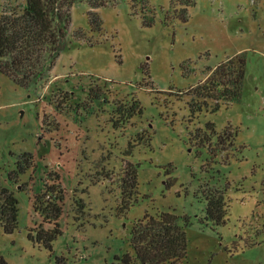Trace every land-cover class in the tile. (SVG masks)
<instances>
[{"label":"rangeland","instance_id":"374dc122","mask_svg":"<svg viewBox=\"0 0 264 264\" xmlns=\"http://www.w3.org/2000/svg\"><path fill=\"white\" fill-rule=\"evenodd\" d=\"M16 3L24 0H0V12ZM90 9L73 2L42 80L24 87L0 72V186L18 202L13 232L0 225V255L7 264H120L134 253L135 222L171 212L186 235L183 264H264V0H193L186 21L177 0H106L94 9L99 29ZM233 57L244 59L238 99L192 112L188 89ZM132 98L142 112L124 120L115 105ZM207 123L228 126L229 137L191 139ZM23 154L33 165L17 172ZM126 161L138 164L137 188L122 209ZM51 172L63 192L48 249L28 233L54 227L33 206L56 194ZM209 199L221 204L220 222Z\"/></svg>","mask_w":264,"mask_h":264},{"label":"trees","instance_id":"16d2710c","mask_svg":"<svg viewBox=\"0 0 264 264\" xmlns=\"http://www.w3.org/2000/svg\"><path fill=\"white\" fill-rule=\"evenodd\" d=\"M75 0H24V3L4 5L0 12V72L8 76L15 84L28 87L47 76L55 65L71 17L70 9ZM91 7L88 11L92 28L99 29L101 20L94 10L106 4V0H86ZM180 5L178 16L187 20V7L193 0H177ZM244 76V59L228 58L214 68H207L205 79L188 89V102L192 112L200 111L202 106L211 107L215 112L221 103L237 100L240 95ZM211 101V103H209ZM115 112L128 120L140 115L142 108L137 98L128 105H115ZM116 122V121H115ZM117 123H115V126ZM228 126L221 133L215 131L213 123H207L205 130L198 128L191 139L204 143L215 137L216 143L226 140ZM207 136V137H206ZM33 165L31 154H23L18 161V171L23 172ZM137 167L129 161L124 162L121 177V208L126 209L137 188ZM56 182V194L44 200L45 193L36 195L33 206L39 211L45 222H52V229L40 226L34 236L30 231L28 238L41 242L51 249V242L60 233L57 219L61 213L63 189L59 176L50 173ZM15 178V174L12 175ZM51 194L52 189L47 188ZM54 191V190H53ZM211 200V199H209ZM207 203L209 216L220 222L221 204L212 200ZM44 202V203H43ZM17 199L13 192L0 186V225L6 234L13 232L17 222ZM44 204V205H42ZM178 216L171 212L145 213L135 222L131 232L133 255L118 257L120 264H183L186 254V235L178 222ZM186 224V222H185ZM0 264H7L0 255ZM56 264H59L58 261Z\"/></svg>","mask_w":264,"mask_h":264}]
</instances>
